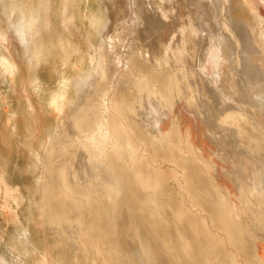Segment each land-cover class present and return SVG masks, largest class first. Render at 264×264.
Returning <instances> with one entry per match:
<instances>
[{"label":"rangeland","instance_id":"rangeland-1","mask_svg":"<svg viewBox=\"0 0 264 264\" xmlns=\"http://www.w3.org/2000/svg\"><path fill=\"white\" fill-rule=\"evenodd\" d=\"M106 1L107 0H0V264H83L85 262V259L81 257L82 246L80 244V240L77 241L80 236L77 235L78 231L85 230V228H82L86 223L84 219L86 216H84L83 210H78V208L76 209L74 207L71 210H68V214L67 211L63 215L58 212L56 215H60L59 217L61 219H59L58 216H55V213L48 210L45 215L46 206L48 204L46 201H48L50 198V195L46 190H49L50 186L52 187L57 184L59 180L57 177L60 175L61 179L63 175L64 183L67 184V186L70 187L74 192V196H76L75 198L73 196L74 199L79 200V197H81L82 193V196H84L89 192L88 195L90 197H92L94 200L96 199L98 203L103 204L102 206L106 210V215H111V213L114 215L110 216L113 217L111 219H109V216L107 218L105 217V219H108L109 221L104 219L101 221V224L103 226L109 227V225L115 221L118 223V238L114 236V234L111 235V237L113 236L114 238L107 237V241L105 240V242L106 247L108 248L109 246L111 248L113 245H116L115 249L111 248L107 250V255H115L113 256L115 259L119 257L118 260L120 264H192L190 260L191 257H188L185 252L183 253L180 241L177 238L178 235L175 233L174 229L170 228L167 233L165 232V235H153V233L148 229L147 225L142 221V214L137 212L140 210L138 204L136 205L134 201H129L130 196H126V198L121 201L119 206H112L113 204L110 202L111 199L109 198L115 197L114 194H117L119 191H124L125 189L127 190L128 186L132 187V177L126 178L124 174H120L122 178L116 177L115 175L111 174L108 167L103 164L102 161L104 160L102 157H97L95 155L96 159L94 162V158L91 159L90 157L91 152L89 150L84 148L83 150L82 145L80 147L78 145L77 147V144L80 143L82 139L86 138L87 136H93V133H95L94 131L96 130H94V128H92V130L90 127L92 131L91 134L89 127L86 126L87 124L83 120L84 113H82L83 102H81L82 100L79 101V97L86 95L87 92L89 93L88 90H91L90 86L98 84L101 81L100 77H102L103 74V69L101 68L100 70L97 65V61H99L97 58L99 57L100 51L104 49V46H102L104 45V35H106L107 31L109 33V24L115 20L114 15L117 14L113 10L111 11L112 14L110 13L109 8L106 5ZM118 2L121 5L123 4L122 0H119ZM129 2V0H126L125 3L129 4ZM70 3L71 5H69ZM135 5V10H138L137 6L139 5ZM65 7L67 8L64 9ZM242 13L243 10H238L235 15L238 19L242 20L244 17ZM64 15H66V18L68 19L72 17V30H70L71 28L66 25L69 23L65 20ZM112 15L114 19L112 18ZM130 15H132V13L128 12V18L125 17V20L123 21L126 26L128 24V26L132 25L128 29L124 30L122 26L125 25H122L119 20L114 21L115 24L113 23V27L115 28L114 30L116 33L118 32L122 35V40L124 39V43L127 45L130 43V48L128 47L129 45L126 46V48H123L118 45V42H116L117 51L120 50V52L123 53V59L125 63L126 61H129V58L130 60H133L134 57H136L135 55H131L133 58L128 57L130 56L132 48L134 51L136 49L141 50L148 43L146 34L136 36L134 33H131L133 32V16H131V18ZM127 19H131L129 20L131 24ZM46 21L50 23V28L52 30L51 32H48V35L45 32V24L47 25ZM30 23L33 25V27ZM252 25L254 24L252 23ZM26 26L30 27L26 28ZM257 28L258 29L255 31V33H257L256 35L259 34L260 30L258 26ZM164 30L169 33V36L171 35V29L165 28ZM43 31L44 35L41 37V40H39V37L37 38V35L39 34L37 33H41ZM30 33L31 35H28ZM155 42L156 45L163 43L161 38L157 39ZM162 45L163 44L160 46L153 45L154 52L158 56L163 55ZM41 46L43 47L42 54H40L42 51ZM35 48L38 49V53L40 55H38ZM134 60L136 65L139 67L137 72L139 74L142 73L140 71L142 68L143 72H145L144 75L147 73L149 75L148 69L150 65L148 67L147 64H143L144 62L137 58ZM225 70L224 81L226 84H229V90L226 91H229V95L232 97V94H235L234 96L237 98V95H240L242 90L239 92V90L234 89L232 86L234 83L232 84L231 82L233 79L226 77L229 70L226 69V67ZM157 74L158 76L155 80L153 77L152 79H149L148 83H142L140 87L132 86L129 87L130 89L128 88L129 90L133 89L135 93L128 97L127 104L135 113V121L139 122L136 133H132V135L129 137H131L133 145L135 144V146H138L140 144V149L138 152L140 153L141 150L143 153L146 146L143 148L142 143L144 144L146 142L148 139L147 137L156 138V136H163L162 139L164 141L170 139L172 142L176 143L178 137L177 135L180 134L181 131H189L188 134L190 136V145L183 149V153L187 158H193L190 171L192 172V175L194 174L198 176V181L188 180L186 182L185 179L187 180V176L184 178V175H181L182 171L178 169V167H180L179 164L177 162H168L167 153L163 150L156 154L157 156L154 163L157 164L158 162L157 165L161 166L169 178L165 187V195H167L170 202L162 218H165L166 220L168 219L167 227L169 229L171 223L175 221L173 218L174 216L172 207L176 205L180 211L185 210L186 216L183 215L182 220L177 222V226L179 230L185 235V237L190 239V223L189 219L186 217L192 219L193 215L191 214L192 212L190 213L192 206L190 205L191 201L186 194L187 192L185 187H187L189 183L193 186L197 185L201 188L198 191V195L200 197H202L201 195L203 194L205 197L208 196L205 194L207 192L202 190V188L210 187L208 179L209 173H206L204 166H206V164H213V159L210 158L211 156L213 157L214 155L216 157L217 152L222 154V160L224 163L222 162L223 166L220 168L224 173H221V177L223 180H226V186L222 184L224 186L221 187V191L224 188L226 195L230 194V192H240L242 186L245 185L250 179H254L256 182L259 180V178L264 180V121L262 122V114L260 111H258L262 110L260 108L262 106V100L261 98H256L254 99L251 108L250 106H247L249 113L253 115H259L261 119V121H259V119L255 124L256 127L254 130L247 129V133L251 134L253 132L254 135L261 134V136H263L261 137L263 140H261V144L259 146L260 148H258L257 151L255 150L253 152L247 153L243 150L244 146L245 149H249V146H254V142L246 144L245 142L247 140L245 139V134H243V138H238L242 141L240 146H238L236 144L237 140L234 139L231 133L232 130L228 129L230 127L234 128V125H229L230 127L227 125H222L223 127L221 128H223L225 131L221 136L217 135L219 132L217 127L220 122V118L217 117L218 114L216 113L219 112L224 114L228 112V108L231 107L233 111H239L241 102L238 101L239 103L236 105L232 101H230V103L227 102V100L222 97L224 103H221L219 108L216 110V105L214 103L215 99L212 97V93L209 92L210 90H205V93H203L201 98L203 104L201 111L203 114L205 113V118L203 120L202 116L200 117L198 111L195 110L192 105H187V110H189L188 113H190V115L187 113V111L185 112L184 108V111L179 108L181 105H171L173 101L172 98L169 97L168 93V97L166 96L167 76L163 73V71H158ZM206 74L207 73H204V75ZM207 76L208 78L211 77L208 74ZM136 88L138 89L135 90ZM231 88L234 90H230ZM139 90L142 93L138 92ZM144 90L145 92H143ZM160 90L166 96L163 111L159 110V112H156L154 110L153 112L150 110L148 102L149 99H155V94L158 95V91ZM186 93V99H189V91L186 90ZM147 96H150L149 99ZM183 104H185V101H183ZM159 105H161L160 102ZM235 105L237 107H235ZM154 107L157 110L156 105H154ZM73 109H75V113L73 112ZM80 110L81 114H79ZM71 111L73 112L72 114ZM149 111L151 112L149 113ZM77 112L78 114L76 115ZM152 112L154 113L155 117L152 115ZM150 114L154 118L150 116ZM196 114H198V119H196V116H194ZM191 115L194 116L193 119L195 118L194 120L196 122L192 120ZM76 116L82 118L81 120L84 123V126L81 129L83 134L81 132L79 134L78 128H76L77 130L74 129L75 126H73V120ZM185 116L190 117L188 118ZM262 116H264V114ZM147 117L149 120H147ZM151 117L153 118L154 122L152 121ZM183 117H185V120ZM237 117H240V115ZM160 118H163V120ZM150 120L151 125H155L154 127H151ZM186 120H188L187 123L185 122ZM197 120H199L201 123ZM161 121H163V123ZM217 122L218 124L216 125ZM74 125H76V122ZM85 126L88 127V129ZM157 127L160 129L162 127L163 128L160 130L159 128L157 129ZM151 130H154V132ZM84 131L87 133L84 134ZM149 131L153 132V136L155 135V132H158V134L153 137ZM81 134L83 135L81 136L82 139L78 142V139H80L79 135ZM84 135H86V137ZM201 140L205 142L203 143L204 145L202 144ZM199 146L204 148V155L199 151ZM106 147L109 146L107 145ZM147 148L149 149V155H153L154 151L151 150L152 148L149 145ZM207 150L208 154L205 157ZM84 151L86 153H84ZM200 156L203 157L201 158ZM90 161L93 162L91 163ZM118 164H120V162H118ZM139 164L140 163L138 162L137 165ZM180 169L182 168L180 167ZM56 170H59V172ZM56 172L59 174H56ZM174 172H176L175 178ZM171 173L174 174L173 177ZM96 174L99 175L97 176ZM182 176L183 178H181ZM228 181H230L231 184H227ZM87 183L89 187L87 186ZM47 186L49 187L46 188ZM105 188H108L109 191ZM110 188H112L111 195L109 193L111 192ZM246 189H248L247 191L253 189L251 183L246 185ZM105 190L106 193L108 192V195H106ZM77 193H79L80 196L77 195ZM100 193L104 194L101 196ZM242 193L243 192H240V196H233L231 200L240 203L241 199L243 198ZM107 196H110L108 198L109 201L106 199ZM200 197H196V199H200ZM142 198L143 196L141 195L137 200L141 202L143 200ZM102 199L104 201H102ZM106 200L108 202H106ZM160 200V195L154 197V201L157 203V205L159 204ZM41 207H44L43 211H41ZM114 207L115 214L111 211ZM183 207L187 208L188 210H183ZM193 209L198 210L199 208L194 206ZM186 210L189 212L187 213ZM208 211V208H206V211L203 212V216H206L207 220L210 221ZM259 213L262 214L260 211ZM246 218V216H243V220L246 221ZM73 219H77L79 224H76V220ZM112 219H114V221ZM123 219L127 224H134V227L137 229L138 235L136 238H138V240L136 238H132L129 231H127L128 233L124 232L126 231L124 230L126 225L124 226V224H122V226H120V222L125 223ZM243 220H241V224L244 225L246 222H243ZM82 222L85 223L82 224ZM208 224L209 225L206 226L207 231L205 230L204 236L208 235V233L211 234L212 231L218 232L217 227L214 226L211 221L208 222ZM110 226L112 227L113 225ZM120 227L122 228L120 229L119 234ZM206 227L204 226V229H206ZM121 230L123 236L121 234ZM252 231L255 235L264 234V230H260V233L259 231ZM246 235L247 234L244 233L241 235V237H246ZM223 238H225V242L228 243L227 236H223ZM162 240L164 243H162ZM248 242H250L249 250L251 251H248V255L254 256L252 248H256L257 245L255 244V241L250 240ZM138 244L141 245V248ZM164 245L166 246L164 247ZM132 248H135V251L134 249L131 251ZM144 248L145 250L148 249V251H145ZM112 251L115 252L112 253ZM94 254L95 252L92 250V252L89 254V259L87 261L88 263L86 262L87 264H92L90 263L92 260L95 264L100 263L96 261L98 260L96 254V256L93 257ZM169 255H172L174 261H172ZM207 260H210L211 263ZM213 261L216 262L214 263ZM205 262H208L209 264H230V262L227 261L223 255H219L217 259L216 257L214 258V256H206V259H202L201 264ZM242 264L244 263L242 262Z\"/></svg>","mask_w":264,"mask_h":264},{"label":"bare ground","instance_id":"bare-ground-1","mask_svg":"<svg viewBox=\"0 0 264 264\" xmlns=\"http://www.w3.org/2000/svg\"><path fill=\"white\" fill-rule=\"evenodd\" d=\"M118 1L119 0H107L106 1V5L108 6L110 13L112 10L115 11V13H117V14L114 13L115 14L114 21L119 20V22H121L122 25L123 24L125 25V23L123 22L125 20L124 18L125 17L128 18L127 13L130 12L132 13L130 17L133 16V18L131 17L132 23H133V32L131 33H134L136 36H140L141 34L147 35L148 43L146 44V46L143 49L140 48L141 50L136 49L135 51L132 48L133 51L131 49L130 56L128 57H132L131 55H135L136 57H134V59L137 58L141 60L142 62H144L143 64H147L148 67L150 65L148 69L149 75L148 73L144 75L145 72H143L142 68L140 70L142 73L139 74L137 72L139 67L138 65H136L134 59L133 61V60H130L129 58V61H126V63L124 62L123 53L120 52V50L117 51L116 42H118L119 43L118 45H120L123 48H126V46H128L130 43L128 45L125 44L123 41L124 39L122 40L123 38L122 35L119 34L118 32L116 33V31L114 30L115 28L113 27V23H114L113 21L111 24H109V33L106 30L107 31L106 35H104L105 38H103L104 43L102 42L104 44L102 45L104 46L103 47L104 49L102 51L99 50L100 53H99V57L97 58L99 60L97 61L99 63V64L97 63L98 67L100 68V70L101 68L103 69L102 77H100L101 81L96 85L95 84L91 85L90 86L91 90H88L89 93L88 92L87 94L84 93L86 95L81 96L82 98L79 97L80 98L79 101L82 100L81 102H83L82 103V106H83L82 113H84L83 120L86 122L87 124L86 126H88L89 129L91 127V129L94 128V130L95 129L96 130L94 131L95 133H93V136L86 137V135L90 134L89 133V134L84 135L86 138L83 137L84 139H82L81 136H83L82 135L83 133L81 132L82 131L81 129L83 128L84 123L81 120L82 118H79V116H76L75 119L73 120L74 123L76 122V125H74L73 123V126H75L74 129L78 128L79 134L80 132L82 133L81 135H79L80 139H78V142L79 140L81 141L82 139V141L80 142L81 144L77 142L78 143V144L76 143L77 147L78 145L79 147L82 145V149L84 148V149L89 150L91 152L90 157L91 159L94 158L93 159L94 162L96 159L95 155L97 157L99 156L102 157L104 160L102 161L103 164L106 167H108V169L110 170L108 171L111 172V174L115 175L116 177L122 178L120 174H124L126 178L132 177L131 178L133 180L132 187L128 186L127 190L125 189L124 191L117 192V194H114L115 197L109 198L110 196H107L106 199L109 198L113 200V201L110 200V202H112L113 204L112 206H115V205L119 206L121 201H123L126 198V196H130L129 201L130 202L134 201L136 205L138 204L140 210H138L137 212L142 214L141 215L142 221L147 225L148 229L155 236H158L159 234L165 235V232L167 233L168 230H170V228L171 229L173 228L175 233H177L178 235L177 238L180 241V244L182 247L181 249L183 250V253L185 252L188 257L189 256L191 257L190 260L192 264H201L202 259L203 258L206 259V256L207 257L214 256V258L216 257L217 259L219 255L220 256L223 255V257H225V259H227V261H229L230 264H242V262L244 264H264V242H263L264 234L255 235L252 231V230L256 232L259 231L260 233V230L261 231L264 230V180H261V178H259V180L256 182L254 179H250L245 185L242 186L240 190V192L244 193V194L242 193L243 198L241 199V202L238 203V202L232 201L231 199L233 198V196L235 195L240 196V192H237V193L230 192V194L226 195L224 188L221 191V187L225 185L226 180L225 179L223 180V178L221 177V173H224L220 168L223 166L222 165V162H223L222 154L217 152L216 157L214 155L213 157L212 156L210 157L211 159H213L212 161L213 164H206V166H204L205 167L204 170H206V173L207 172L209 173L208 179L210 183V187H209L210 189L203 187L204 189L202 188V190L206 191L207 193L205 194L208 196L205 197L203 194L201 195L202 197H200L198 195V191L201 188L198 187L197 185L193 186L192 184L189 183L188 186L185 187L186 192H187L186 194L188 195L191 201V202L189 201L191 203L189 204L193 208L194 206L199 208L198 210H194L191 207L190 213L192 212L191 214L193 215L192 216L193 218L191 219V218L186 217L187 219H189V223H190V227H189L190 228L189 229L190 239H187L177 226V222L181 221L183 215H185L184 209H187V208L183 207L184 211H180L176 207V205L172 207L173 216H174L173 218L175 219V221H173L171 225L169 224L170 226L168 229L167 227L168 219L167 220L165 218L163 219L162 216L164 212L167 210V207L169 206V202H170L167 195H165L166 194L165 187L167 185V181L169 178L166 172L163 171L161 166L157 165L158 162L157 164H155L154 161L157 156L156 154L159 153L161 150H163L164 152L167 153L168 162L170 161L177 162L179 166L182 168L180 169V167H178V169L181 170L183 173V174L181 173V175H184V178L185 176H187V180L185 179L186 182L188 180L198 181V176L194 174L192 175V172L190 171L191 164L193 163L192 162L193 158H190V157L187 158L183 153L184 152L183 149H185V147L190 145V140H189L190 136L188 134L189 131L184 130V132L183 131H181V133L178 132L180 133L177 135L178 143L177 142L174 143L168 138H167L168 140L164 141L162 139L163 136L161 137L159 135H158L159 137L156 136V138L147 137L148 139L146 140V142L144 144L142 143L143 148L144 146H146V148H144V151L142 150L143 153L141 152V150L139 153L138 150L140 149V146H139L140 144L138 146H135V144L133 145L131 137H129L132 135V133H136L138 126H139V122L135 121V118H134L135 113L130 108V106L127 104L128 97L132 96V94L135 93L133 89L129 90L130 89L129 87H132V86L140 87L142 83H145V82L148 83L149 79H152L153 77H154L153 79L155 80L157 79L158 71H161V72L163 71V73L167 76L166 96L168 93L169 97H171L172 100L174 101V102L172 101L171 105H181V107L179 106V108H181L182 111H184L185 109V112L187 111V113L189 111L187 110V105H192V107L198 111V114L200 115V117L202 116L203 120L205 118V113L203 114L201 111V109L203 108L201 98L203 96V93H205V90H210L209 92L212 93V97H214L215 99L214 103L216 105V110L217 108H219V105L221 103H224L223 98H225L227 102L230 103V101H232L236 105L237 103L241 102V105H240L241 107L240 106H239L240 108L238 107L239 111L235 112L232 110V107H231V108H228L229 111L224 114L219 113V112L216 113L219 115V116L217 115V117L220 118L219 124L218 122L216 123V125L218 124L217 128L219 130L217 135L221 136L222 133L225 131L223 128H221L223 127L222 125H227V126L234 125V128H231L229 126L231 129L230 128L228 129L232 130L231 133L234 139L237 140L236 144L240 146L242 141L239 140L238 138L239 137L241 138L243 134H245V139L247 140L245 143L250 144L254 142L253 144L254 146L250 147L248 145L249 149H245V146H244L243 150L247 153L253 152L255 150L257 151V149L260 148L259 146L261 144V140H263L261 137H263L264 135L263 136H261V134L254 135L253 132L251 134L247 133L248 132L247 129L254 130V128L256 127L255 124L260 119L259 115H253L249 113L247 110V106H250L251 108L252 103L254 102V99L261 98L262 106L260 108L262 110H258V111H260L262 115L264 114V68H263L264 0L263 1L262 0H133V1L129 0L130 5L128 3L127 4L125 3L126 0L125 2L124 0H122L123 1L122 5L119 4ZM135 4L139 5L137 6L138 10L137 9L135 10V7H134ZM69 5H71V3ZM66 8L67 7H65L64 9ZM238 10L240 11L243 10L242 14L244 15V17L242 18V20L238 19L235 15V13L238 12ZM114 17L112 15L113 19ZM64 18L69 23L66 25L71 28L70 30H72V27H73L72 17L68 19L66 18V15H64ZM127 20L129 21L131 19H127ZM31 22H32V19H31ZM252 23L254 25H252ZM128 25L122 26L123 29L125 30L132 26V25L131 26H128ZM257 26L260 28L258 35H256L257 33H255V31L258 29ZM27 27L29 28L30 26H26V28ZM165 28H169L172 30V31L170 30L172 32V33L170 32L171 33L170 36H169V33H167L164 30ZM134 29H135V32H134ZM51 31L52 30L50 28V23L47 22V25L45 24V32L48 35V32H51ZM43 33L44 31L41 33L40 32L37 33L39 34L37 35V38L39 37V40H41V37L44 35ZM28 35H31V33ZM159 38H161L163 42L161 43L163 44L162 45L163 46L162 56L161 55L158 56L157 54H155L154 47H153V45L154 46L161 45V44L156 45V42H155ZM128 47L130 48V45ZM134 48H135V43H134ZM42 49L43 47L41 46V50ZM36 51L38 53V49H36ZM42 52L43 50L40 52V54H42ZM40 54L38 53V55ZM225 67L226 69L229 70L227 73L228 75L226 77L231 78L234 81L233 82L230 79L232 84L234 83L232 85L234 89L239 90V92L240 90H242L240 95L239 94L237 95V98H235L234 96L235 94H232L233 95L232 97L229 95L230 92L226 91V90H229L228 89L229 84L228 83L226 84L224 81L225 71H226ZM204 73H207L211 77L208 78L207 74L204 75ZM137 89L138 88H136L135 90ZM232 89L233 88H231L230 90ZM186 90L189 91V99H186L187 98ZM138 92H141V91L139 90ZM143 92H145V90ZM155 95H154L155 99L153 100H150L149 99L150 96L149 97L147 96L149 99V102H148L149 108L153 112L154 110L156 112L157 111L159 112V110L163 111L166 96L161 90L158 91V95L157 94ZM183 101H185V104H183ZM159 102L161 103V105H159ZM154 105H156L157 110L154 107ZM236 105L235 107H237ZM73 110H74L73 112L75 113V109ZM151 111H149V113ZM73 112L71 111V114ZM77 114L78 112L76 113V115ZM79 114H81V110L79 111ZM188 114L190 115V113ZM198 114L194 115L196 116V119L199 118V117L197 118ZM152 115H154V113ZM152 115L150 114V116ZM239 115L240 117H237ZM262 115L261 117H262V122H263L264 116ZM194 116L191 117L192 120L195 119V118L193 119ZM185 117H188V116H185ZM185 117H183L184 120H185ZM153 118H152V121H153ZM160 119L163 120V118H160ZM147 120H149L148 117H147ZM259 121H261V119ZM161 122L163 123V121ZM185 122L187 123L188 120H186ZM150 125H151V120H150ZM152 126L153 125H151V127ZM88 127L86 128L88 129ZM158 128L159 127H157V129ZM151 131L154 132V130H151ZM153 132H151V135ZM85 133L87 132L84 131V134ZM91 134H92V131H91ZM156 134H158V132L157 133L155 132V135ZM229 136H226V137H229ZM203 143L205 142L202 141V144ZM107 145L109 147H106ZM148 145L152 148L151 150L154 151L153 155H149L148 153L149 149L147 148ZM199 151L204 155V152H205L204 148L199 146ZM84 153L86 152L84 151ZM207 154H208V150L205 153V157ZM200 157L202 158L203 156H200ZM88 160H89V157H88ZM137 160L140 163L139 165H137L138 164ZM90 162L92 163L93 161H90ZM118 162H120V164H118ZM56 171L59 172V170H56ZM58 172H56V174ZM175 173L176 172H174V174ZM174 174H172V177ZM96 175L98 176L99 174H96ZM175 176L176 174L174 175V178ZM60 177L61 175L57 177L59 178V180L57 179L58 182L56 185L52 187L50 186V189L46 190L48 191L50 198L48 201H46L48 202V204L47 206L45 205L46 206L45 215H46L47 210L55 213V216H58L56 215L58 212L63 215L67 211V214H68V210H71L74 207L76 209L78 208V210L82 209L84 212V216H86L84 218L86 223L84 222L85 223L84 224L82 222V224H84V227L82 228H85V230L78 231L77 235H80V236L77 241L80 240V244L82 246V251L81 250L80 251L82 253L81 257L85 259L84 263L88 261L89 254L93 250L95 254L97 255L96 256L94 254L93 257L95 256L97 257L99 261L98 260L96 261L98 263L100 262L101 264H120L118 260L119 257L115 259L113 257L115 255H107V250L111 248L115 249L116 245H113V247L111 248L109 246L108 248L106 247V242H105V240L107 241L106 239L107 237H111V235H114V234H115L114 236L118 238V233H117L118 223L116 221L113 222L114 219H112L113 221H110V222H113L110 224V225H113L112 227L109 224H107L109 225V227L103 226L101 224V221L104 220L105 217L107 218L109 216V219L113 218V217H110L112 213L111 215H106V210L102 206L103 204L98 203L96 199L94 200L92 197H90L88 195L89 192L87 194L85 193L86 195L84 196H82L83 195L82 193L81 197H79V200L74 199L76 197L74 196V192L72 191L70 187L67 186V184L64 183L63 175H62V179ZM181 178H183V176ZM249 183H251L253 189L247 191L248 189H246V185H248ZM227 184H231L230 181H228ZM87 186H88V183H87ZM48 187L49 186H47L46 188ZM211 188H212V191H211ZM105 189L109 191L108 188H105ZM111 189L112 188H110V190ZM106 190H105V193H106ZM78 192H81V191H78ZM109 193L111 195L112 190ZM103 194H101V196ZM77 195H79V193H77ZM106 195H108V192L106 193ZM141 195L143 196L142 198L143 200L140 202L137 199ZM159 195L161 196V200L159 204L157 205V203L154 201V197L159 196ZM195 196L200 197V199H196ZM102 201L104 200L102 199ZM108 201L106 200V202ZM115 207L113 208V210H111L113 213L115 211ZM43 208L41 211H43ZM206 208H208L209 210L208 211L209 219L214 224V226L217 227L218 232L210 231L211 234L208 233V235H205L206 236L205 237L204 232L205 230L207 231L206 226H208L209 225L208 222H210L207 220L206 216H203L204 215L203 212L206 211ZM259 211L262 214H260ZM243 216L247 217L246 221L243 220ZM59 219L61 218L59 217ZM119 219H120V216H119ZM73 220H76L75 222H77V219H73ZM105 220H108V219H105ZM241 220H243V222H246V223H244V225L241 224L242 222ZM125 223L120 222L121 224L120 226H122V224H124V226L126 225L124 227V230L126 231L124 232L126 233L127 231H129V233H131V237L136 238L138 233H137V229L134 227V224L131 225L130 223L128 224L127 223L125 224ZM76 224H79V223L77 222ZM204 226L206 227V229H204ZM121 228L122 227L119 228V234H120ZM244 233L247 234L246 237H241V235ZM121 234H122V230H121ZM122 236H121V239H122ZM223 236H227L228 243L225 242L226 239L223 238ZM136 239L138 240V238ZM250 240L255 241V244L257 245L256 248H252L251 246V248L253 249V253H254V256L253 255L251 256L253 257L248 255V251H250L249 250L250 242L248 241ZM162 243H164L163 240H162ZM140 246L141 245H139V247ZM165 246L166 245H164V247ZM131 247H134V246H131ZM133 249L135 251V248H132L131 251H133ZM146 250L148 251V249ZM114 252L115 251H112V253ZM169 256L171 257L172 261H174V258H172V255H169ZM207 261L210 262V260H207ZM208 262H205L202 264H209ZM90 263L93 264L94 263L93 260Z\"/></svg>","mask_w":264,"mask_h":264}]
</instances>
